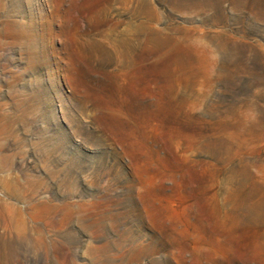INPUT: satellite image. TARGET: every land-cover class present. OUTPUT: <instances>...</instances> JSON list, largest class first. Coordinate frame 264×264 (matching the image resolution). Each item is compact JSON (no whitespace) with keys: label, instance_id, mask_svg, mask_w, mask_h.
Wrapping results in <instances>:
<instances>
[{"label":"rangeland","instance_id":"1","mask_svg":"<svg viewBox=\"0 0 264 264\" xmlns=\"http://www.w3.org/2000/svg\"><path fill=\"white\" fill-rule=\"evenodd\" d=\"M2 204L0 264H264V0H0Z\"/></svg>","mask_w":264,"mask_h":264},{"label":"bare ground","instance_id":"2","mask_svg":"<svg viewBox=\"0 0 264 264\" xmlns=\"http://www.w3.org/2000/svg\"><path fill=\"white\" fill-rule=\"evenodd\" d=\"M3 132V131H2ZM7 211L8 212V214H13L14 212H15V210L13 209V207L12 206H9V205H0V216L2 215V213H3V211ZM6 213V212H5ZM6 215H7V213H6Z\"/></svg>","mask_w":264,"mask_h":264}]
</instances>
